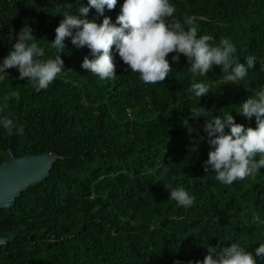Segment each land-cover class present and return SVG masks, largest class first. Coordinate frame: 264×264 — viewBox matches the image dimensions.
<instances>
[{
  "label": "trees",
  "instance_id": "16d2710c",
  "mask_svg": "<svg viewBox=\"0 0 264 264\" xmlns=\"http://www.w3.org/2000/svg\"><path fill=\"white\" fill-rule=\"evenodd\" d=\"M123 2L103 16L91 9L86 18L115 23ZM170 3L174 18L193 19L199 35L213 36V46L228 38L240 63L254 55V69L236 84H226L219 66L193 78L187 58L173 62L170 53L168 78L146 85L113 47L116 77L101 81L81 67L93 58L90 50L75 48L71 38L60 54L65 70L47 90L37 92L18 69H6L0 107H8L0 117L24 131L8 135L0 126V162L9 150L16 157L54 152L59 158L46 179L0 209V236L15 235L0 246V264H202L207 246L237 243L254 253L264 243V168L255 179L219 183L211 169L204 172L211 149L203 130L205 120L225 113L245 128L256 126L254 117L237 113L264 89V0ZM81 5L87 0H0V62L25 25L45 49L43 59H54L48 42L62 15H76ZM193 82L208 83L210 93L196 97L188 91ZM197 107L207 112L193 118ZM170 184L194 195V204L168 199Z\"/></svg>",
  "mask_w": 264,
  "mask_h": 264
},
{
  "label": "clouds",
  "instance_id": "9594fccd",
  "mask_svg": "<svg viewBox=\"0 0 264 264\" xmlns=\"http://www.w3.org/2000/svg\"><path fill=\"white\" fill-rule=\"evenodd\" d=\"M117 0H87V6L81 5L77 14L65 12L55 28V38L48 42L57 51L55 58L43 59L45 49L39 46L32 35V29L25 25L16 36V43L7 57L0 62V76H6L5 70L16 68L19 79L33 82L37 92L47 90L65 70L60 54L65 50V39L71 38V44L79 49L87 47L93 57H85L81 67L88 70L101 81L114 79L116 65L111 55L113 47L121 61L133 73H138L144 84L163 83L173 67L167 59L170 53L173 62H178L182 54L188 60L193 78L206 77L219 66L224 73L226 84H236L243 80L249 69H254L256 57L249 55L245 63L236 57V48L228 38L213 46L211 35H199L198 25L193 19L184 21L185 28L175 19L176 7L170 0H124L115 23L104 17L102 23L87 19L91 9L100 16L104 10L115 9ZM71 7V4L68 5ZM70 71V70H69ZM201 98L210 93V85L205 82H193L188 90ZM17 99L18 92L11 94ZM11 97H5L7 101ZM8 107L5 103L0 112ZM193 118H200L207 112L203 107L190 110ZM246 119L255 118V128H245L236 123L229 113L221 118L205 120L204 132L208 137L210 151L204 165V172L215 174V179L223 185H232L236 181L255 179L259 170L264 168V89L256 91L240 103L237 113ZM0 126L8 135L23 134V126L17 127L7 116L0 117ZM228 129V134L225 133ZM259 157V158H257ZM169 198L178 206L191 207L196 197L183 187L168 185ZM259 221V216L254 217ZM219 249V250H218ZM207 255L202 264H257V258H264V243L254 251H248L237 243L228 246L221 244L207 246ZM179 264V262H176ZM189 264H192L190 261ZM195 264H201L196 261Z\"/></svg>",
  "mask_w": 264,
  "mask_h": 264
},
{
  "label": "water",
  "instance_id": "95a60500",
  "mask_svg": "<svg viewBox=\"0 0 264 264\" xmlns=\"http://www.w3.org/2000/svg\"><path fill=\"white\" fill-rule=\"evenodd\" d=\"M59 155L41 153L16 157L9 150L0 162V209H9L15 205L17 197L46 179ZM15 238L0 236V246L7 245Z\"/></svg>",
  "mask_w": 264,
  "mask_h": 264
}]
</instances>
